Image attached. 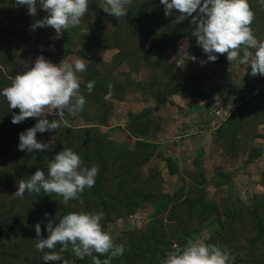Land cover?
Instances as JSON below:
<instances>
[{
  "label": "rangeland",
  "instance_id": "374dc122",
  "mask_svg": "<svg viewBox=\"0 0 264 264\" xmlns=\"http://www.w3.org/2000/svg\"><path fill=\"white\" fill-rule=\"evenodd\" d=\"M248 2L256 7L249 27L262 40L264 6L258 0ZM103 5L104 0H89V11L81 23L62 30L57 37L50 26L30 28L46 15L39 6L35 16H30L15 0H0V89L10 85L15 75L30 70L40 55L53 64L63 59L72 62L77 57L87 62L85 71L77 74L79 92L85 98L83 110L75 116L65 110L66 123L61 122L51 132L36 134L38 141L50 142L47 150H17L18 134L32 127L38 118L11 123L12 114L19 110L9 108L0 97V264H30L38 251L36 241L31 239L36 223L44 237L48 219L55 223L59 220L49 216L51 213L85 211L98 205L100 196L109 201L104 196L116 187L127 191L120 197L121 205L113 213L101 211L99 222L111 237L116 256L119 251L115 244L121 238L129 248L128 237L151 233L158 239V248L146 257H159L155 264L173 245L183 247L190 241L210 244L211 237L218 238L216 242L222 250H228L229 262L264 264V237L257 236L250 212L255 206L264 226V158L257 159L249 173L240 172L250 158L264 151L259 132L264 106L248 101L252 97L248 92L256 88H248L242 97H231L228 92L223 96L224 100H233L230 113L239 112L232 142L226 143L228 138L217 132L208 156L197 151L190 163L183 161L179 165L176 154L187 151L174 146L177 143L173 139L179 131L185 132L184 125H189V111L180 106L181 98L205 97V89L215 91L221 81L234 82V78H241L239 81L246 88L249 66L231 63L226 54L220 53L215 54L214 62L207 61L192 35L194 25L189 23L190 18L177 21L181 14L175 10L165 17L159 0H131L126 14L120 17L105 13ZM186 50L196 61H185L178 67L177 58ZM201 60L205 61L203 65ZM88 81H94L91 93L85 88ZM109 91L111 95L105 99ZM216 102L217 99L213 108ZM45 118L58 119L55 109L52 116ZM223 123L219 119L216 126ZM139 141L157 146L145 148ZM69 145L74 146L83 167L95 164L98 168L94 185L79 193L78 200L65 204L59 195L43 191L12 196L18 180L27 179L37 168L47 174L50 159L45 155L51 153L53 157ZM166 159L177 162L178 171L173 176ZM159 170L163 182L159 180ZM174 193L182 200L188 196V202L161 217L154 216L152 204ZM200 198L218 209L222 220L219 226L212 224L216 216L208 217L199 205L191 206ZM131 202L139 207H128ZM153 223L158 224L155 230ZM79 260L92 264L90 256Z\"/></svg>",
  "mask_w": 264,
  "mask_h": 264
},
{
  "label": "clouds",
  "instance_id": "9594fccd",
  "mask_svg": "<svg viewBox=\"0 0 264 264\" xmlns=\"http://www.w3.org/2000/svg\"><path fill=\"white\" fill-rule=\"evenodd\" d=\"M130 2L104 0L102 10L113 17L124 16ZM258 2L264 6V0ZM159 3L163 6L165 17L175 10L181 14L177 21L190 18L189 23L194 25L192 35L207 61L214 62L216 53L226 54V59L231 63L247 64L250 75L264 76V39L258 40L249 27L254 14L248 0H159ZM15 4L25 7L30 16H35L39 6L46 15L35 20L30 28L35 30L50 26L57 37L62 30L79 25L81 18L89 11V0H15ZM185 61L195 62L196 57L187 50L183 51L177 58V66ZM199 63L203 65L205 61ZM86 64L80 57L72 62L63 59L59 64H53L40 55L30 70L15 75L10 85L0 89V97L6 100L9 108L19 110L18 114H12L11 123L17 124L28 117L38 118L32 127L18 134L17 150H27L29 153L47 150L50 142L38 141L36 134L51 132L60 127L61 122L66 123L63 121L65 110L73 116L83 110L85 98L79 92L80 78L77 74L85 71ZM93 86L94 81L85 84L88 93H91ZM108 87L111 89V85ZM110 95L109 91L105 99ZM54 109L58 119L49 121L45 116H52ZM97 172L95 164L83 167L76 152L63 148L48 161L46 175L37 168L27 179L18 180L12 196L19 198L25 192L43 191L59 195L67 204L70 200H78L79 193L94 185ZM102 217V212H69L60 216L55 226L49 220L45 225L47 236L42 239L40 224L36 223L35 248L39 251L52 250L44 253L42 261L75 264L74 260L61 255L70 245L75 258L90 256L92 264H100L92 253L104 254L113 248L111 237L99 223ZM116 248L120 252L124 250L122 245H116ZM228 261L227 249L222 250L218 245L203 241H190L183 247L173 245L159 264H228Z\"/></svg>",
  "mask_w": 264,
  "mask_h": 264
},
{
  "label": "trees",
  "instance_id": "16d2710c",
  "mask_svg": "<svg viewBox=\"0 0 264 264\" xmlns=\"http://www.w3.org/2000/svg\"><path fill=\"white\" fill-rule=\"evenodd\" d=\"M250 5L251 4H249L251 11L254 12L256 7H251ZM192 97L195 98V96H192ZM250 100L255 101L257 103L259 102L261 105L264 106V88H262L260 90H253L252 97L248 101H250ZM238 115H239V112H237V110L232 111L230 114L227 115V119L225 118L224 123L222 125H220V127L217 128V130L215 132V134L218 132L222 136L227 137L228 141L226 143L232 142L235 138V132L237 131L236 129L238 127ZM260 124H264V119L262 120V122H260ZM215 134H214V137H215ZM139 142L145 148H147V147H154L155 148V146H157L154 143H148V142H144V141H139ZM89 146L92 148V145L89 144ZM68 148L74 151L73 145H69ZM93 148H95V147H93ZM97 149H99V148H97ZM259 154H260V152L257 153L256 155H254L252 160L256 159L259 156ZM201 155H204V153L201 152ZM45 158H48L51 160L53 157L51 156V153H50L48 155H45ZM252 160H251V158L249 159V161H252ZM165 162L167 163L168 168L170 170L169 174L172 176L175 175L176 172L178 171V168L176 165L177 162L176 161L174 162L171 159H166ZM159 173H160V174H158L159 180L161 182H163V176H162V172L160 170H159ZM201 184H202V182H201ZM154 185H156V184H154ZM126 192H127L126 189L124 190L121 187H116L113 189V193L109 194L107 192L106 194H108V195H106V196H104V194H103L104 198L109 199V201L106 202V201L101 200V199H103V197L101 198V196H100L98 205H96V206L94 205L92 207H89L88 209H85V211H88V212H101V211L106 212L107 211L108 213H113L114 211L118 210V207L121 205V204H119V202L121 201L120 197L123 195V193H126ZM178 193H174L173 195H167V196H165L164 199L162 198L163 199L162 201L157 202L155 204H152V207L154 210L153 215L157 216V217L158 216L161 217L162 215L167 214L168 211L169 212L172 211V209L175 206H179V208H181L182 206H180V205L186 204L188 202V200H187L188 196L186 197V199L184 198V200H182L179 197ZM151 198H152V195L150 197H147L146 201H149ZM198 201L199 202L196 201V202L192 203L191 206L199 205V207L202 208L203 211L207 212L208 217L216 216V218L214 219V222H212V224L215 226H217V225L219 226L221 224L222 220L218 216L219 211L215 207V205H211V204L204 202L202 198H200ZM111 202H113V203H111ZM252 202H254V200ZM129 206L134 207V208H138L139 204H133V202H131L128 205V207ZM120 212H121V209H120L119 213ZM250 212H251V215L253 216L254 224L256 225L257 236L258 237H264V226H263L262 221L259 217L258 210L255 208V206H253L251 208ZM64 214H66V213L64 212L61 215H56V214L51 213L49 216H52V218L59 219V217L64 215ZM120 214L118 215V218L122 217V215H120ZM48 220H51L53 223V226H55V224H56L55 221H53L52 219H48ZM157 225H156V223H153V229L154 230L157 229ZM153 232H155V231H153ZM46 236L42 237V235H41L40 237L46 238ZM216 236H218V233ZM128 238H129V242L131 241L129 248L126 246V243L123 242L126 240H124V238L123 239L121 238L119 241L116 242L115 247H116V245H122L123 249H124L123 252L120 253V251H119L120 254L118 253V255L116 256L113 249H110L109 252L106 253L105 255H103V254L98 255L97 256L98 260L100 262H108V261L109 262H115L116 264H123L124 262L126 264H155V260L159 257L153 256L151 258H148L146 256H147V254L151 253L153 249L158 248L159 242H158L157 237H155L151 233H149V234L144 233L142 235V237H140V238H130V237H128ZM31 239L36 241L35 239H37V238L35 237V233H32ZM185 239H188V236H186ZM214 239H212V237H211L210 244L217 245L216 240L218 238L215 240ZM57 247H59V246H57ZM48 251H52V250H48V249H44V251L38 250L36 256L31 257L30 264H58V261H48V262L42 261V256L44 255L45 252H48ZM5 254L7 256V253H5ZM61 255L66 259L74 260L75 264H83V261L74 257V255L71 252V246L70 245L65 250V252H63ZM156 262L159 263V261H156ZM228 264H239V263H237V262L233 263V262L228 261Z\"/></svg>",
  "mask_w": 264,
  "mask_h": 264
},
{
  "label": "crops",
  "instance_id": "0c3cea01",
  "mask_svg": "<svg viewBox=\"0 0 264 264\" xmlns=\"http://www.w3.org/2000/svg\"><path fill=\"white\" fill-rule=\"evenodd\" d=\"M249 76L246 79L247 86L246 88L244 85L239 81L241 78L238 79L234 78L235 81L231 82H220V86L217 90H208L205 89L206 96L205 97H183L181 98L182 103L180 106H184L189 111V125H184V131H179V135H175L173 138L176 141L178 148H186L185 154L178 153L176 154V160H178V164H182L183 161H188L193 159V156L196 154L197 151H201L204 154H210L212 150L213 141H214V134L217 130L216 124H218L219 119L214 117L213 111L216 108V103H222L229 111L230 107L233 106V100L229 98L223 99L225 96V92H228V95L231 97L237 95L238 97H242L248 91V88L255 87L254 90H260L264 88V76L260 74H256L255 76L248 74ZM226 84V85H225ZM225 85V86H224ZM224 93V94H223ZM248 93H253V91H249ZM217 99L214 108L211 106L214 103V100ZM229 99V100H227ZM233 99V98H232ZM240 99V98H239ZM222 101V102H221ZM236 103V102H234ZM214 105V104H213ZM169 109V108H168ZM170 111V109H169ZM260 137L264 141V124L260 126L259 129ZM260 139V138H259ZM173 146V145H172ZM264 158V151L259 154V156L250 161L246 167H243L240 172L242 173H249L251 170H254L256 165L257 159ZM254 161V162H253Z\"/></svg>",
  "mask_w": 264,
  "mask_h": 264
},
{
  "label": "built area",
  "instance_id": "2783aa9c",
  "mask_svg": "<svg viewBox=\"0 0 264 264\" xmlns=\"http://www.w3.org/2000/svg\"><path fill=\"white\" fill-rule=\"evenodd\" d=\"M228 114H230V111L223 104L217 103L216 108L213 111L214 117L220 120H225Z\"/></svg>",
  "mask_w": 264,
  "mask_h": 264
}]
</instances>
